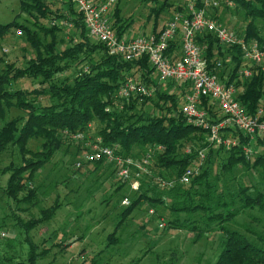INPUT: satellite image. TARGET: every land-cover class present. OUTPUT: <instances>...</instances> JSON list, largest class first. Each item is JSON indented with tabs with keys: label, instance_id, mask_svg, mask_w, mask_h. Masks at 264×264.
I'll use <instances>...</instances> for the list:
<instances>
[{
	"label": "trees",
	"instance_id": "trees-1",
	"mask_svg": "<svg viewBox=\"0 0 264 264\" xmlns=\"http://www.w3.org/2000/svg\"><path fill=\"white\" fill-rule=\"evenodd\" d=\"M232 1L248 18L245 25L237 26L235 31L257 40L264 52V0ZM116 3L115 0L110 24L117 36L121 37L132 20L119 14ZM20 6L35 18L33 26L18 21L0 23V38L9 28L20 27L25 40L35 52L23 66L5 60L4 67L0 69V155L9 145H14L20 154V163L9 162L0 168V176L7 175L5 184L0 185L1 196L12 199L16 205L37 203V188L32 181L38 170L62 144L72 141L69 134L82 133L85 136L91 123L97 120L100 126L93 138L98 137L103 145H116L117 154L139 160L149 146L162 147L159 151H153L148 166L150 172L143 173L135 196L120 211L121 219L117 227L145 200L154 207L164 205L173 216L166 220L169 227L189 228L195 232L196 240L208 229L224 235L215 260L205 264H264V234L248 227L249 223L243 226L249 236L230 225L235 216L245 209H264V192L257 191L252 196L247 186L237 184L236 188L230 189L225 184L226 174L232 173L238 165L248 169L258 166L264 171V152L253 159L246 157L243 146L249 144V138L236 129L230 132L237 143L230 148L221 145L215 147L206 141V131L188 123L181 113L184 88L176 87L170 92L159 86L146 56L123 60L120 56L109 54L104 44L88 35L82 15L73 4L63 2L61 7L52 9L47 0H20ZM167 7L169 4L164 0L157 7L150 8L149 14L154 16V24L158 23L161 12ZM65 14L71 22L68 31L71 44L68 45L65 39L57 36L66 26L58 23L46 26L41 22L46 18L60 20ZM258 19L263 21L262 31L256 23ZM197 41L205 45L204 57L208 69H214L219 60L222 65L215 72L220 79L241 86L237 97L247 110L250 113L259 107L264 110V60L261 65L250 67V76L239 80L237 71L244 63L242 53L237 48L230 46L223 50L210 32L199 35ZM179 47L180 43L176 40L169 49L174 51ZM0 59L3 58L0 56ZM76 65H79L78 70L61 77L62 73ZM84 66L88 67L86 71L83 70ZM136 73L147 87L156 85L154 95L143 96L141 100L132 96L128 100L121 99L116 95L117 88L125 76ZM25 77L37 80V86L12 87L14 82ZM147 104L152 106L150 111L146 110ZM200 104L215 116L213 105L207 97H202ZM11 107L23 114L6 121V111ZM108 107L110 109L106 110ZM230 132L227 130L225 134ZM30 139H39L40 147L29 148ZM254 145L264 149V137H257L252 147ZM186 147L190 148V152H185ZM135 149L138 150L135 152ZM199 149H204V158L197 165ZM216 160L217 170L214 171L213 163ZM102 162L94 161L96 166ZM190 166H195L197 172L188 183H180V175ZM130 173L134 175L132 170ZM229 179H234V176ZM163 180H173L174 184L162 185ZM59 207V202L54 201L41 209L39 217L27 221L13 214V225L19 230L21 242L26 245V257L17 264H38V259L47 253L48 248L39 250L30 231L50 220ZM182 214L185 218L180 219ZM254 219L257 217L252 215L251 220ZM197 221L203 222L205 229L196 226ZM108 239L107 244L114 243L115 232ZM61 243L53 242L52 245ZM3 259L10 262L13 257L9 255Z\"/></svg>",
	"mask_w": 264,
	"mask_h": 264
},
{
	"label": "rangeland",
	"instance_id": "rangeland-1",
	"mask_svg": "<svg viewBox=\"0 0 264 264\" xmlns=\"http://www.w3.org/2000/svg\"><path fill=\"white\" fill-rule=\"evenodd\" d=\"M116 1L118 3L116 6L120 10L119 14L124 18L130 17L132 20L125 34L128 35L132 31L134 34L135 31L144 33L152 29L154 16H150V8L157 7L164 0ZM219 1L221 2L220 6L206 10L209 15L217 16L215 18L233 30L239 25H245L248 18H245L243 10L239 6H235L233 1L232 6H226L223 0ZM47 3L52 9H55L61 7L63 2L47 0ZM167 3L172 10H168V7L165 8L164 12L160 14L162 17H166L165 13L174 11L178 6H181L180 10L184 11L186 6V0H167ZM114 7L115 5L110 10V18ZM10 21L33 26L32 22H35V18L21 9L20 0H0V23ZM41 22L48 26L51 20L46 18L41 19ZM256 23L262 31L263 21L258 19ZM156 26L158 28L157 23ZM18 29L21 28L13 26L0 38V56L3 58L0 59V69L4 67L5 60L14 61L16 65L23 66L26 59L34 55V49L25 40L23 32L17 33ZM69 29L66 27L57 33L58 38L65 39L67 45L71 44L68 41ZM123 35L121 37H124ZM220 46L223 50L228 48L222 44ZM5 48L8 51H4ZM177 51L178 49L174 50V53ZM78 68L79 65L70 67L68 71L61 74V77L72 74ZM240 68L237 71L238 75H240ZM133 76L140 79L137 73ZM155 76L156 74L153 72V77ZM242 78L244 77H238L239 80ZM36 86L37 80L27 77L18 79L12 85L14 88ZM172 87L175 88V85L163 84L162 86L167 90H171ZM155 88L156 85L154 90ZM236 88L239 92L241 86H236ZM153 95L154 93L150 97ZM151 109V104H147L146 110L150 111ZM22 114L18 109L11 107L6 111L5 120ZM99 126L100 123L97 120L93 121L83 139L72 138L69 144H62L51 159L38 170L32 181V185L37 188V203L16 205L15 201L0 194V264H17L18 261L26 257V245L21 242L18 228L13 225L14 215L24 221L37 218L40 216L41 209L52 205L54 201L60 204L55 215L30 231L39 250L43 247L48 248L47 253L38 259V264L212 263L218 253L219 242L224 235L208 229L201 238L196 240L195 232L189 228H171L166 220L167 218L172 219L173 216L164 205L154 207L143 200L129 216L122 219L123 221L117 227V223L121 219L120 211L125 206L121 203L122 199L127 197L131 201L135 196L136 190L131 189L130 184L134 178L122 179L118 174V168L112 162L103 161L101 165L96 166L94 161H90L79 167L76 166V162L83 158L85 152L90 151V145L94 139H98L93 136ZM28 147L39 148L40 140L30 139ZM252 149L254 151L251 155L252 159L262 151L264 152L263 148H258L255 145ZM137 150L135 149V152ZM139 158H142V155ZM9 162L20 163V154L14 145H9L0 155V168ZM217 163L218 160L213 163L214 171L217 170ZM231 176H234V179H229ZM226 177L225 184L230 189H234L237 184H240L247 186L248 192L252 196L257 191L264 192V171L261 167L248 169L238 165L232 173L226 174ZM6 178L7 175L0 176L1 186L5 184ZM167 203H169V199H167ZM252 215L257 219L252 221ZM183 218L185 215H180V219ZM234 219L230 223L231 227L239 230L245 236H249V232L244 230L243 226L248 223V227L264 234V209H258V207L245 209L238 213ZM196 226L205 229L204 223L201 221H197ZM112 232H115L116 240L114 243L107 244L110 241L108 236ZM53 242L62 243L52 245ZM9 255L13 257V260L5 261L3 257Z\"/></svg>",
	"mask_w": 264,
	"mask_h": 264
},
{
	"label": "built area",
	"instance_id": "built-area-1",
	"mask_svg": "<svg viewBox=\"0 0 264 264\" xmlns=\"http://www.w3.org/2000/svg\"><path fill=\"white\" fill-rule=\"evenodd\" d=\"M59 1L74 5L82 15L88 35L93 40L104 44L109 54L120 56L123 60L146 56L154 69L156 83L159 86L162 87L163 84L171 82L175 88H184L181 113L188 123L202 127L206 131V141L215 147L221 145L230 148L237 143L230 132L236 129L249 138V144L243 146L246 157L249 158L253 154V142L257 137H264V110L261 107L253 113L247 110L246 105L237 97L236 86L233 83H226L215 72L216 68L221 66L219 60L216 61L214 69H208L207 60L204 57L205 45L200 44L197 37L210 32L219 44L237 48L242 53L244 63L240 68L239 76L244 78L251 75L250 67L262 64L264 52L260 49L257 40L246 38L245 35L237 33L206 12L208 8L220 6L219 0H186L184 11L183 9L177 11L159 29L131 39L118 37L111 27L109 14L115 0ZM223 3L226 6L233 4L232 0H223ZM65 15L60 20H52L51 24L58 23L69 28L70 18L67 14ZM21 32V29L17 30L18 34ZM176 40L180 43V47L175 54L169 48ZM4 51L8 49L5 48ZM87 69V66L83 67L84 71ZM175 88L172 87L170 92ZM153 93V86L147 87L140 79L131 75L124 77L116 91V95L123 100H128L131 96L141 100L143 96L150 97ZM202 97H207L211 101L215 116L201 106ZM109 109L110 107L106 110ZM227 130L230 133L226 135ZM69 136L74 139H83L82 133L69 134ZM115 148L116 145H103L99 138L95 139L90 145V151L85 152L83 158L76 162V166L96 160L112 162L118 168V174L122 179L134 178L130 183L131 189L138 190L143 173L150 172L148 166L153 151L155 149L159 151L162 147L149 146L139 160L117 154ZM185 152H190V148L186 147ZM198 155L200 160L197 165L202 163L204 149H199ZM131 170L134 175H131ZM196 172L195 166L187 167L178 181L186 184ZM173 184V180L162 181V185L165 186ZM121 203L126 206L130 201L124 197Z\"/></svg>",
	"mask_w": 264,
	"mask_h": 264
},
{
	"label": "crops",
	"instance_id": "crops-1",
	"mask_svg": "<svg viewBox=\"0 0 264 264\" xmlns=\"http://www.w3.org/2000/svg\"><path fill=\"white\" fill-rule=\"evenodd\" d=\"M168 10H172L171 9V7H168L167 8ZM180 9H178V8H175V10L174 11H168L167 13H165V14H167V16L166 17H162V15H160V18H159V20H161L159 23H157V25H158V28H157V26H156V24H154V25H152V29H150V30H148V31H146V32H144V33H149V32H152L153 30H157V29H159L161 26H163L164 25V23L170 18V17H172L177 11H179ZM164 12V10L162 11V13ZM169 13V14H168ZM162 17V18H161ZM157 28V29H156ZM128 31V29L125 31V33H124V38H126V39H131V38H134V37H137V36H139V35H142V33L143 32H141V33H138L137 31H135V33L133 34V32L134 31H132L130 34H128V35H125L126 34V32ZM143 33V34H144ZM178 52V51H177ZM176 52V53H177ZM175 53V54H176Z\"/></svg>",
	"mask_w": 264,
	"mask_h": 264
}]
</instances>
